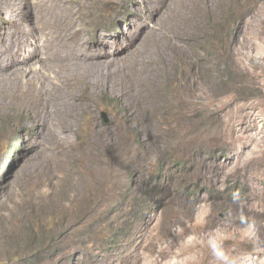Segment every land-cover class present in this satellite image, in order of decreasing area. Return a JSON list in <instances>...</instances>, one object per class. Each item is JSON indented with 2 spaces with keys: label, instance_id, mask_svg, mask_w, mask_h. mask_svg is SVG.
<instances>
[{
  "label": "rangeland",
  "instance_id": "rangeland-1",
  "mask_svg": "<svg viewBox=\"0 0 264 264\" xmlns=\"http://www.w3.org/2000/svg\"><path fill=\"white\" fill-rule=\"evenodd\" d=\"M63 3L0 0V264H264V0Z\"/></svg>",
  "mask_w": 264,
  "mask_h": 264
},
{
  "label": "bare ground",
  "instance_id": "bare-ground-1",
  "mask_svg": "<svg viewBox=\"0 0 264 264\" xmlns=\"http://www.w3.org/2000/svg\"><path fill=\"white\" fill-rule=\"evenodd\" d=\"M5 2V1H4ZM49 7L54 9V14L60 15V13H65L66 15L73 11V8L71 6H65L63 3V0H49ZM50 11V10H48ZM52 11V10H51ZM47 13V12H46ZM52 14V13H51ZM50 14V15H51ZM62 16V15H61ZM65 16V15H64ZM63 16V17H64ZM66 17V16H65ZM61 41V40H60ZM254 251V250H253ZM257 251V250H255ZM244 259V258H243ZM227 261L222 262L221 264H226ZM239 264H250V261H244V262H238ZM237 264V263H236Z\"/></svg>",
  "mask_w": 264,
  "mask_h": 264
},
{
  "label": "water",
  "instance_id": "water-1",
  "mask_svg": "<svg viewBox=\"0 0 264 264\" xmlns=\"http://www.w3.org/2000/svg\"><path fill=\"white\" fill-rule=\"evenodd\" d=\"M103 115H105V113L103 112Z\"/></svg>",
  "mask_w": 264,
  "mask_h": 264
}]
</instances>
